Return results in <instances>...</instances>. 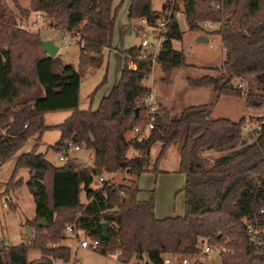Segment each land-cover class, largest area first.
I'll return each mask as SVG.
<instances>
[{
  "label": "trees",
  "instance_id": "16d2710c",
  "mask_svg": "<svg viewBox=\"0 0 264 264\" xmlns=\"http://www.w3.org/2000/svg\"><path fill=\"white\" fill-rule=\"evenodd\" d=\"M10 1L25 18L38 13L50 28L78 34L82 47L76 68L63 65L57 56L48 57L40 47L39 34L15 27V17L5 0H0V165L28 139H35L32 149L17 158L4 192L19 186L21 180L14 179L20 169L28 170L26 185L35 216L26 227L32 236L18 245L0 242V264L67 263L71 250L62 242L69 225L97 243L96 253L116 256L121 264L132 259L162 264L163 256L172 254L193 257L204 241L224 250L219 258L222 264H264V245H254L247 234L249 225L264 228V117L247 131L250 117L212 119L213 104L186 107L178 116L156 105L153 128L126 138L148 122L150 90L143 82L153 65H159L164 83L170 82L174 69L187 66L182 51L172 45L183 36L174 17L178 11L189 31H203L202 22L219 25L208 34L220 36L224 51L221 67L206 69L217 78L189 79L188 85L213 86L217 100L242 98L248 110L264 107V0H183L181 5L165 0L160 11L152 10L151 0H131L128 21L145 20L146 26L155 27L164 20L165 41L155 56L141 44L124 51L118 83L95 110L86 111L78 109L80 83L101 67L103 50L111 49L118 9L114 0H30L29 9L21 8L18 0ZM133 29L137 35L142 31ZM250 77L256 83L254 91L231 83L233 78ZM105 82L106 77L100 85ZM61 111L71 115L57 126L44 124L45 114ZM51 129L59 132L53 151H63L71 140L93 152L92 166L76 159L55 166L37 153L40 136ZM156 143L160 144L157 162L171 145L177 147V173L185 176L182 217L156 219L153 198L137 200L136 179L156 171V164L151 167L149 162ZM129 150L135 153L131 157ZM103 172L120 173L123 182L92 189L94 179ZM82 194L89 203L81 202ZM102 223L107 224L105 238ZM32 250L41 256L30 262Z\"/></svg>",
  "mask_w": 264,
  "mask_h": 264
},
{
  "label": "rangeland",
  "instance_id": "374dc122",
  "mask_svg": "<svg viewBox=\"0 0 264 264\" xmlns=\"http://www.w3.org/2000/svg\"><path fill=\"white\" fill-rule=\"evenodd\" d=\"M29 1V5L28 4ZM6 5L11 10L13 16L15 17V27H22L25 31L29 33H38L40 39L51 38L58 44H64L69 47L70 50L77 52L79 49L78 42L73 33H63L57 29H52L48 26V22L42 15L37 13L30 14L28 18H25L20 14V12L14 7L10 0H5ZM127 0H114V7H117L118 16L125 7ZM165 0H151L152 9L154 11H160ZM18 4L21 8L29 9L30 0H18ZM29 6V7H28ZM123 14V13H122ZM121 17V16H120ZM126 19V17H125ZM128 19V18H127ZM177 20L179 22L180 30L183 33V39L173 42V48L175 50L182 51L184 55V60L186 67L174 69L170 76V82L164 83L162 81V72L158 64L155 63L152 67L151 74L145 80L147 83H153V96L160 100L169 109L170 115H179L181 111L190 106L200 105V104H215L217 99L211 98L213 86L208 88H192L188 85V80H196L202 78L203 76L218 77L214 72L207 71L206 67L220 68L224 59V51L222 48L221 38L218 35H211L208 32H212L215 29H219V25H214L205 22L199 23L203 31H196V33L191 32L187 28L186 21L183 16H178ZM129 22V21H128ZM130 27L133 31L131 44L132 46H139L141 41L146 35L151 33L149 30L140 23L139 20H134L129 22ZM134 27H141L142 31L137 35L134 31ZM66 38L62 40L63 36ZM200 37L206 39L207 41L200 40ZM68 49V50H69ZM153 51V48L150 49ZM67 52V49H65ZM60 55V54H59ZM108 78V67L104 66L103 70H95L90 75H88V81H86L80 90L79 98V110L86 111L88 109H93L97 101V91L99 88L105 86L106 82L102 85L101 82L103 78ZM99 78L98 82L91 87V82ZM233 86L237 87L242 83V88L244 90L254 91L256 83L253 77L246 80L240 78H233L231 80ZM216 95V94H215ZM182 100H184L182 102ZM231 119L233 121H238L241 118H251L248 121L246 129L247 131L255 128L257 126L256 120L264 117V107L260 109L248 110L245 107L244 100L242 98H222L211 115L212 119L225 118ZM47 124L52 122L49 117H47ZM134 133L130 132L126 134L127 140L134 138ZM41 141H38L37 153H41L45 158L52 164L56 166L62 165L58 161V153L51 149L52 146L59 140V132L47 130L41 136ZM35 144V139H28L20 148V150L12 156L7 162L0 165V242L5 246L8 245H18L24 243L26 237V222L32 220L35 216V208L31 191L27 188L26 182L28 179V170L20 169L14 179V182L21 180L18 187L10 189V191L5 194V189L10 181L12 174L14 172V167L17 158L23 153L29 152ZM77 155H84L83 164L80 160L76 159L79 163L88 166L92 164L93 159L92 151H88L81 148V152H75ZM135 153L132 150L128 151V157L133 156ZM74 153H69L70 156ZM161 169L176 171L179 166V154L177 147L171 145L165 152V157L162 159L160 165ZM90 167V166H88ZM107 180H112L113 184L117 185L122 183L123 175L120 173L106 174L102 173ZM128 178V177H127ZM96 179V178H95ZM94 179V180H95ZM96 187V185H95ZM85 202V199L82 198ZM12 205L13 207H10ZM72 226V225H69ZM68 227V226H67ZM67 237L66 240H74L68 243L71 249L70 260L64 264H121L117 261L116 256H102L96 253L93 249H80L76 248L78 243L82 240H86L84 235L75 237L74 235L64 232ZM76 246V247H75ZM40 252L37 250H32L28 253V261H34L40 258ZM209 264H222L220 259H210L207 261ZM128 264H143L137 260L132 259Z\"/></svg>",
  "mask_w": 264,
  "mask_h": 264
},
{
  "label": "crops",
  "instance_id": "0c3cea01",
  "mask_svg": "<svg viewBox=\"0 0 264 264\" xmlns=\"http://www.w3.org/2000/svg\"><path fill=\"white\" fill-rule=\"evenodd\" d=\"M130 2H131V0H127V2L125 3L124 9L121 10V11H123L122 12L123 14L121 13V15H119V16H118V13L116 14L114 28H113L111 49H104L102 52L103 62H102L101 67L98 70H103L104 66H107L108 67V78H107L105 86L99 88L98 91L96 92L97 93L96 105L91 110H95L98 107L100 101L103 98L107 97L109 95V93L111 92L112 88L118 83V81L120 79L122 67H123L122 53L132 46L131 39L133 36L132 35L133 31H132L130 24L128 22V19H127L128 7L130 5ZM27 5H29V1H28ZM31 15H32V13H31ZM38 15L40 16L41 14H38ZM125 17H126V19H125ZM139 21L141 24H143L146 27L145 20H139ZM191 32H193V31H191ZM194 33H196V32H194ZM65 36H69V35L68 34L64 35L62 40H64L66 38ZM147 36H148L149 41H151L149 34ZM47 39L52 40L53 43L56 46H58L59 49H58L56 56L60 59V61L62 62L63 65L64 64H71L75 68L77 67L79 49L76 52L74 50H70L69 47L66 48V46L64 44L56 43V41L54 39H51V38H47ZM182 39H183V36H182ZM65 49H67V52H65ZM131 68H134V66L131 65ZM206 68H211V67H206ZM90 74L91 73H88L82 79V81L80 83V87H79V92L81 90L82 85L86 81H88V79H89L88 75H90ZM98 80H99V78H96V80L91 82L90 89L93 88V86L98 82ZM143 83L150 90V94H151L152 99H153L152 103L155 105H162V106L168 108L160 100L156 99L152 95L153 94L152 92L154 89V84L150 83V82L147 83L145 81ZM238 86L239 87L242 86V83H240ZM208 87L209 86L200 87V88H208ZM210 96H212L211 98H213V99L216 97L214 90H212V94H210ZM222 98H235V97L221 96L220 98H218L217 102L213 105V108L211 110V115L213 113V110L215 109V106H217L218 102ZM183 101L184 100H182V102ZM79 104H80V98L78 101V107H79ZM200 105H205V104H200ZM194 106H198V105H194ZM70 115H71V111L47 113L43 117L44 124L48 127L57 126V125L61 124L65 119H67ZM47 117H49V119L52 120V122L50 124L46 123V121L48 119ZM225 119H227V117H225ZM229 120H231V119H229ZM231 121H233V120H231ZM53 131H55V130L53 129ZM41 136H40V139H41ZM40 139H39V141H41ZM159 151H160V144L156 143L151 148L150 156H149V162H150L151 167L154 166V164H156V167H155L156 171L142 174L136 179L138 188L140 190V192L137 195V200L138 201H149L151 198H153V214H154V217L156 219H164L167 217H182L185 213L184 193L182 192V188H183L184 183H185V176L177 173V170L176 171H170V170L161 169V167L159 165H160L162 159L165 157V154L157 162ZM79 152H81V150ZM83 158H84V155L81 156V155H77L74 153V155L70 156L69 159H78L81 161V160H83ZM81 162L83 164L85 163L84 161H81ZM91 162L93 163V159L91 160ZM88 166H92V164H90ZM119 184H121V183H119ZM91 188L95 189L96 187L94 184H91ZM82 198L85 199V202L82 201ZM81 202L83 204H87L90 202V200H87L85 198L84 194H82L81 195ZM70 242L74 243V240H71V241L65 240L62 242V246H67L70 248V246L68 245V243H70ZM75 245L77 246V244H75ZM142 263H143V261H142ZM55 264H64V263L61 261H55Z\"/></svg>",
  "mask_w": 264,
  "mask_h": 264
},
{
  "label": "built area",
  "instance_id": "2783aa9c",
  "mask_svg": "<svg viewBox=\"0 0 264 264\" xmlns=\"http://www.w3.org/2000/svg\"><path fill=\"white\" fill-rule=\"evenodd\" d=\"M172 1L178 2V4L181 5L183 0H172ZM180 15L183 16V13L181 11L174 13V17L176 19ZM205 24L208 25L207 22H205ZM146 28L149 30V32L151 31V33H149L151 41H149L148 36L146 35L144 37V39L141 41V46L143 49H147V50L153 48L152 55L155 56L156 54H158L162 43L165 41L164 36L166 34V31H167L166 22L164 20H158L155 27L146 26ZM75 37H76V40L78 41L79 40L78 34H76ZM151 45H152V47H151ZM79 47H82V44L79 45ZM143 58H144V55L141 56V59H143ZM240 87H242V86H240ZM152 102H153V99H152V96L150 94V96L147 99L148 122L144 126L135 127L132 130V133H134V135L136 137L141 136L142 134H144L145 132H147L153 128L152 114L156 110V105L153 104ZM80 150H81V148L77 144H75L74 142L69 140L65 143V147H64L63 151L58 153V155H59L58 161L61 162L62 164H66L70 160L69 156H68L69 153H75V152H78ZM92 184L96 185L95 189H98L103 184L113 185V182H112V180L105 179L103 176H99L93 181ZM66 232L68 234L74 235L75 237H78L80 235H84L83 232L76 230L74 226L66 227ZM247 234L250 238L251 243H253L254 245H256V246L264 245V241L262 238V236L264 235V228H262L260 226L249 225L247 227ZM96 244H97L96 242H90L86 239V240L80 241L77 245V248L94 249L96 247ZM223 251L224 250H222L220 247H214V246L208 245L204 241L199 246L198 253L195 256L186 257V256H180L178 254L165 255V256H163L162 264H203V263H207V261L210 259H216L217 257L220 258V253Z\"/></svg>",
  "mask_w": 264,
  "mask_h": 264
},
{
  "label": "water",
  "instance_id": "95a60500",
  "mask_svg": "<svg viewBox=\"0 0 264 264\" xmlns=\"http://www.w3.org/2000/svg\"><path fill=\"white\" fill-rule=\"evenodd\" d=\"M200 40L202 41H207L206 39H203L202 37H200ZM40 47L42 49V51L50 58H54L58 52V46H56L52 40L49 39H40L39 41ZM38 224L40 226L44 225L42 220H38ZM101 228H102V237L105 238L107 236V224L106 223H102L101 224ZM26 236L28 238H31L32 236V231L31 229H27L26 230Z\"/></svg>",
  "mask_w": 264,
  "mask_h": 264
}]
</instances>
